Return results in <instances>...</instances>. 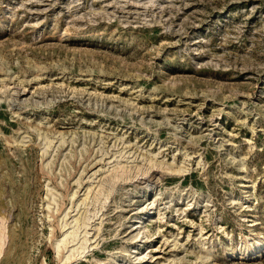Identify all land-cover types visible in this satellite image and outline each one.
<instances>
[{
	"label": "rangeland",
	"instance_id": "1",
	"mask_svg": "<svg viewBox=\"0 0 264 264\" xmlns=\"http://www.w3.org/2000/svg\"><path fill=\"white\" fill-rule=\"evenodd\" d=\"M102 182L71 264H264V0H0V264H67Z\"/></svg>",
	"mask_w": 264,
	"mask_h": 264
},
{
	"label": "bare ground",
	"instance_id": "2",
	"mask_svg": "<svg viewBox=\"0 0 264 264\" xmlns=\"http://www.w3.org/2000/svg\"><path fill=\"white\" fill-rule=\"evenodd\" d=\"M150 155L151 158L143 157V159L147 162L149 166V167L146 166L147 169L143 171L138 164L135 165L137 172L140 175H144L143 177H145L148 171L153 168L161 169L173 175H178V176L185 175L186 168L184 165L174 166V163L170 164L165 162L164 160L158 161L157 154L150 153ZM119 157L122 158L123 155H120ZM131 170H132L131 166H128L126 163H124L119 159L116 161L115 165L110 170L108 181L117 182L120 180L129 179L128 177ZM104 184L105 183L102 182L101 184L97 185L96 187H98V189L96 191L95 189L92 190L91 186L89 187L87 186L88 188H87V192L85 193V196L76 203L77 209L83 205L84 210L80 212L79 209L78 212L75 215H73L71 221L65 219L67 214H65V216L61 219V223H60L61 236L55 239V242L53 244L54 247L53 246L52 247L54 248L57 256L60 257V260L62 262L71 264L80 260L81 258L86 257V254L90 252V249L95 244L96 240H92V242H90L91 239H95V238L94 237L91 238L89 236L90 235L89 228L93 226L92 223L94 217L97 215L99 211L98 210L99 208L95 207V204L100 201V196L104 194V189H105ZM145 186L150 189L151 183H146ZM74 197H75V192L72 194V198ZM151 203L153 205L154 202L150 201L149 205ZM90 206L93 208V210L89 208ZM142 212H143V208L141 210L136 211V213H142ZM148 220L149 219L146 218V215L139 216L136 218L135 221L136 225L134 228L136 234L134 235V239H137L141 234V232L148 228L147 227L148 225L146 224V221ZM4 221L5 220L2 217H0V259L4 253L5 244L8 239L7 226ZM94 229L96 230V232L101 230L99 226H94ZM243 244L246 245V241H243ZM246 249L247 248L245 247L244 252H246Z\"/></svg>",
	"mask_w": 264,
	"mask_h": 264
}]
</instances>
